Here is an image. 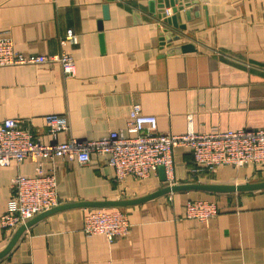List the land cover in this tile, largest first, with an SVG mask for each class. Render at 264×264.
<instances>
[{"label":"crops","instance_id":"crops-1","mask_svg":"<svg viewBox=\"0 0 264 264\" xmlns=\"http://www.w3.org/2000/svg\"><path fill=\"white\" fill-rule=\"evenodd\" d=\"M151 1L159 0H0V32L19 52H66L76 63L73 78L57 63L0 68V123L22 120L48 143L43 118L59 114L69 120L59 141L96 140L114 131L129 135L128 115L138 103L162 133L183 134L190 123L198 133L264 129V0H194L199 16L188 21L184 11L176 14L185 30L163 25L149 12ZM165 28L181 36L172 47L188 44L193 51L167 54L160 41ZM174 161L178 185L264 182V171L253 167L196 178L187 148H177ZM41 163L0 165V218L13 179L34 177ZM43 163L50 172L53 166ZM56 176L57 207L136 200L167 186L159 171L119 183L96 154L88 164H57ZM190 199L217 202L219 216L207 224L186 218ZM115 208L128 215L127 237L109 242L84 234L87 211ZM16 231L0 226V253ZM0 264H264V190L177 192L125 207L56 209L33 221Z\"/></svg>","mask_w":264,"mask_h":264},{"label":"built area","instance_id":"built-area-1","mask_svg":"<svg viewBox=\"0 0 264 264\" xmlns=\"http://www.w3.org/2000/svg\"><path fill=\"white\" fill-rule=\"evenodd\" d=\"M72 32H69L70 37ZM60 64L66 78L76 75V63L66 52L56 56H26L16 49L11 36L0 32V68L25 65ZM47 136L25 128L22 120L6 119L0 123V165L21 164L26 159L42 162L34 177L16 176L13 194L5 214L0 218L1 228L12 233L36 216L59 205L57 164L91 162L93 154L104 159L115 171L116 181L127 178L143 181L164 168L166 185L177 184L174 151L187 148L193 157L191 173L206 176L219 168L240 169L253 167L264 171V129H239L198 133L190 123L183 134L162 133L155 116L146 115L140 104L132 105L128 115L127 133L111 132L96 140L70 137L59 141L68 132L69 120L64 115L44 116ZM43 162L53 166L50 172ZM197 182H200L197 180ZM220 207L210 200H188L186 218L209 223L218 217ZM86 236H104L109 242L130 234L131 223L122 209H90L83 218Z\"/></svg>","mask_w":264,"mask_h":264},{"label":"water","instance_id":"water-1","mask_svg":"<svg viewBox=\"0 0 264 264\" xmlns=\"http://www.w3.org/2000/svg\"><path fill=\"white\" fill-rule=\"evenodd\" d=\"M194 0H159V1H151L149 3V12L151 14L157 15L159 21L162 22L163 25L169 28L182 29L185 30L186 26L180 25L178 22L177 13L180 11H184L185 17L188 21L192 20L195 16H199L197 11L199 10L197 3L193 2ZM192 5H196L192 8ZM171 9L172 16H167V9ZM107 18V15L105 16ZM181 40V36L175 35L170 32L168 29L160 30V41L161 46H167L169 50L167 54H179L193 51V46L191 45H181L179 47H172L171 44L175 41ZM161 181L165 182V171L164 168L161 167L159 169ZM264 190V182L258 183H245L240 185H224V184H208V183H189V184H176L172 187L166 186L157 192L150 194L144 198L129 200V201H113V202H98V203H77V204H68L66 206L56 207L50 211L42 213L34 220L28 221L25 225L20 226L15 232L13 238L9 242L8 246L0 253V258L7 255L13 246L16 244L22 233L38 218L46 216L47 214L55 211L56 209H61L64 207H83V208H105V207H125L130 205L141 204L146 201L157 198L161 195H166L170 193L177 192H208V193H241L248 191H258Z\"/></svg>","mask_w":264,"mask_h":264},{"label":"rangeland","instance_id":"rangeland-1","mask_svg":"<svg viewBox=\"0 0 264 264\" xmlns=\"http://www.w3.org/2000/svg\"><path fill=\"white\" fill-rule=\"evenodd\" d=\"M197 183V182H196ZM198 183H204V182H202V180L200 181V182H198Z\"/></svg>","mask_w":264,"mask_h":264}]
</instances>
